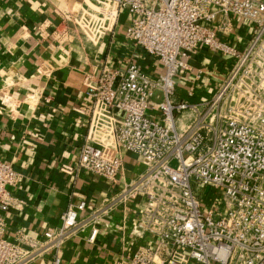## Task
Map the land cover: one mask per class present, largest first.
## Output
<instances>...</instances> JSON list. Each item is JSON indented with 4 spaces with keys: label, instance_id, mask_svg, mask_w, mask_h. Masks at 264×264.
Masks as SVG:
<instances>
[{
    "label": "built area",
    "instance_id": "built-area-1",
    "mask_svg": "<svg viewBox=\"0 0 264 264\" xmlns=\"http://www.w3.org/2000/svg\"><path fill=\"white\" fill-rule=\"evenodd\" d=\"M124 12L125 39L161 70L133 58L123 68L102 64L88 87L77 163L60 166L74 180L89 171L120 187L99 204L70 200L40 238L19 230L10 239L5 213L22 202L9 187L22 175L0 158V264H64L69 240L88 230L94 244L102 228H115L114 212L138 198L135 247L121 264H264V0H88L55 33L96 47ZM202 49L229 65L211 95L191 100L204 70L185 94L177 84ZM127 153L144 166L131 178Z\"/></svg>",
    "mask_w": 264,
    "mask_h": 264
},
{
    "label": "crops",
    "instance_id": "crops-1",
    "mask_svg": "<svg viewBox=\"0 0 264 264\" xmlns=\"http://www.w3.org/2000/svg\"><path fill=\"white\" fill-rule=\"evenodd\" d=\"M86 3L0 0V158L22 175L17 186L9 187L22 202L20 208L5 213L10 239L19 230L40 238L47 228L60 224L70 200L99 204L120 187L89 171H81L75 180L60 171L62 163H77L90 122L88 87L102 64L123 68L133 58L150 72L161 70L156 57L125 39L127 12L96 47L57 38L55 31L64 17L80 13ZM189 61L192 70L179 78V94L186 93L188 78L202 68L191 100L211 95L228 60L202 49ZM143 167L132 154L125 155V177H133ZM143 205L138 198L118 208L113 214L115 228H102L94 244L86 240L88 230L69 240L61 251L64 264H121L134 250L130 229ZM37 264H48V259Z\"/></svg>",
    "mask_w": 264,
    "mask_h": 264
},
{
    "label": "rangeland",
    "instance_id": "rangeland-1",
    "mask_svg": "<svg viewBox=\"0 0 264 264\" xmlns=\"http://www.w3.org/2000/svg\"><path fill=\"white\" fill-rule=\"evenodd\" d=\"M239 32H240L241 37H242L243 39H246V36H247V35H246V32H245L244 30L241 31V29H240ZM232 39H233V43L236 45V44H237V41H236V39H235V35H233V38H232Z\"/></svg>",
    "mask_w": 264,
    "mask_h": 264
}]
</instances>
